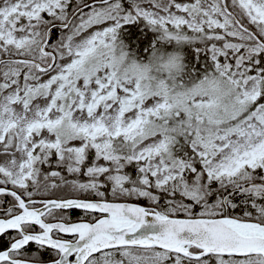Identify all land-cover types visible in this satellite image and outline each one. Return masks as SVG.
Listing matches in <instances>:
<instances>
[{
	"label": "snow or ice",
	"instance_id": "6c2138e0",
	"mask_svg": "<svg viewBox=\"0 0 264 264\" xmlns=\"http://www.w3.org/2000/svg\"><path fill=\"white\" fill-rule=\"evenodd\" d=\"M0 264H264V0H0Z\"/></svg>",
	"mask_w": 264,
	"mask_h": 264
}]
</instances>
